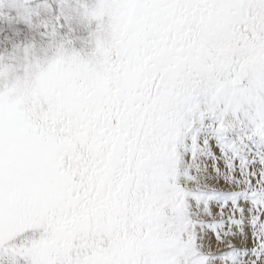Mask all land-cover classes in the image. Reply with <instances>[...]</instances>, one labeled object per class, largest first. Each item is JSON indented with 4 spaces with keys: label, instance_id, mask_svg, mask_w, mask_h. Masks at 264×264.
Returning a JSON list of instances; mask_svg holds the SVG:
<instances>
[{
    "label": "snow or ice",
    "instance_id": "snow-or-ice-1",
    "mask_svg": "<svg viewBox=\"0 0 264 264\" xmlns=\"http://www.w3.org/2000/svg\"><path fill=\"white\" fill-rule=\"evenodd\" d=\"M0 264H264V0H0Z\"/></svg>",
    "mask_w": 264,
    "mask_h": 264
}]
</instances>
